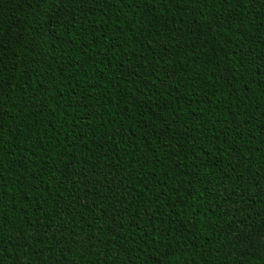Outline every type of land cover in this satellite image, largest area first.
<instances>
[{
	"label": "trees",
	"instance_id": "obj_1",
	"mask_svg": "<svg viewBox=\"0 0 264 264\" xmlns=\"http://www.w3.org/2000/svg\"><path fill=\"white\" fill-rule=\"evenodd\" d=\"M0 264H264V0H0Z\"/></svg>",
	"mask_w": 264,
	"mask_h": 264
}]
</instances>
